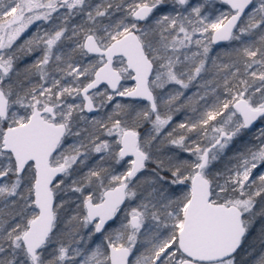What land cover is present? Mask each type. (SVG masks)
<instances>
[{
	"label": "snow or ice",
	"instance_id": "6c2138e0",
	"mask_svg": "<svg viewBox=\"0 0 264 264\" xmlns=\"http://www.w3.org/2000/svg\"><path fill=\"white\" fill-rule=\"evenodd\" d=\"M0 264H264V0H0Z\"/></svg>",
	"mask_w": 264,
	"mask_h": 264
},
{
	"label": "rangeland",
	"instance_id": "374dc122",
	"mask_svg": "<svg viewBox=\"0 0 264 264\" xmlns=\"http://www.w3.org/2000/svg\"><path fill=\"white\" fill-rule=\"evenodd\" d=\"M194 2H199V0H194ZM217 7H220V5L219 4H217ZM226 49V47H223V45L221 46V47H218L217 48V50L218 51H223V50H225ZM237 147H238V144H237ZM235 149H233V151H234Z\"/></svg>",
	"mask_w": 264,
	"mask_h": 264
},
{
	"label": "trees",
	"instance_id": "16d2710c",
	"mask_svg": "<svg viewBox=\"0 0 264 264\" xmlns=\"http://www.w3.org/2000/svg\"><path fill=\"white\" fill-rule=\"evenodd\" d=\"M221 47V46H220ZM223 47H226V49H228L230 46L229 45H227V44H223ZM182 117L181 116H178L177 117V119L178 120H180ZM240 145L238 144V147H239Z\"/></svg>",
	"mask_w": 264,
	"mask_h": 264
},
{
	"label": "flooded vegetation",
	"instance_id": "af4514ba",
	"mask_svg": "<svg viewBox=\"0 0 264 264\" xmlns=\"http://www.w3.org/2000/svg\"><path fill=\"white\" fill-rule=\"evenodd\" d=\"M222 46V45H221ZM218 47H220V46H218Z\"/></svg>",
	"mask_w": 264,
	"mask_h": 264
}]
</instances>
